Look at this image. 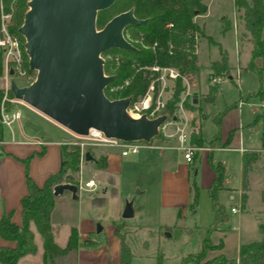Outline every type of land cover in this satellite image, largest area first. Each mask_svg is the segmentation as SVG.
Returning a JSON list of instances; mask_svg holds the SVG:
<instances>
[{"label": "rangeland", "instance_id": "374dc122", "mask_svg": "<svg viewBox=\"0 0 264 264\" xmlns=\"http://www.w3.org/2000/svg\"><path fill=\"white\" fill-rule=\"evenodd\" d=\"M204 4L206 6L204 15L194 16L192 21L198 27H201L203 35L207 38L195 35L193 37V47L191 48V52L194 55L197 54L200 64L205 61L204 66L201 72L198 69L195 76L182 77V79L180 77L183 91L180 93L178 101L180 99H182L181 102L188 101L192 98V93H195L194 96L197 97L196 104L199 111L206 115L199 121L200 136L204 140H208L215 131L212 122L215 115L218 117V136L220 137L221 133V139L224 140L227 131L232 129L227 144L229 146L216 150L213 148L210 158L212 162L220 161L223 166L222 177L226 185L236 186L239 181V152L235 142L239 139L242 147L258 145L261 122L259 120L253 122V119L255 115H264V107L260 106V102L264 101V98L250 94L257 86L256 77L252 73L240 74L239 72L238 79L234 80L235 70H240L237 66L236 55L239 57L240 53L247 52L248 47L244 41H240L241 25L236 18L237 13L232 7V0H205ZM118 11L119 7L116 3L109 10L107 9L106 13L97 16V19L102 21L115 15ZM95 29H98V27L96 26ZM123 35L124 40L133 47L148 48L150 50L154 47H152L154 43H145L138 33L131 36L128 31H125ZM217 48H221L227 54V70L222 74L215 73L209 66L211 62L217 60ZM99 56L102 63L103 61L112 62L113 66H115L114 64L118 58L117 54L112 52L101 53ZM243 58L244 55L238 58V65L243 64ZM158 73L162 75L161 71H158ZM26 74L27 77L24 80L14 79V85L22 87L31 82L34 78V72ZM162 77L161 80L153 79V81L157 83L158 87L155 95L157 94L159 101L164 104L169 99L172 80H169L167 76ZM212 77L218 79V82L212 85L215 87L212 100L205 102L200 99V95L205 94L208 86H211L208 82ZM185 91H187V94H184ZM177 103L171 115H174L177 121L184 118L188 126L190 113L182 107L180 110ZM9 104L11 105L10 109L12 104ZM13 108L20 111L22 131L25 135V137L18 138L25 140L26 138H31L30 140L36 138L47 142H61L66 139L65 142L70 143L77 140L69 131L65 130V133L52 122L31 111L27 105L15 102ZM168 119L169 116L166 120ZM28 122H32L36 128H28ZM10 128L15 132L14 123H11ZM7 133V128L2 127V139L6 137ZM160 137L163 139V136L160 135ZM33 141L35 142V140ZM159 141L160 139H152L147 144L155 145L159 144L157 143ZM47 145L44 154L45 165L48 162L50 163L51 155L54 158L56 155L52 144ZM96 148L114 152L117 150L107 145L96 146ZM199 148L194 150L192 160L190 159V162L194 161V163L192 169L188 168L186 184H184V175L181 182H174L175 184L172 186L168 181H164V174L169 175L166 174L167 172L176 177L182 170L177 165L182 161L181 155L177 151L170 149L161 151L141 146L137 153L119 156V166L117 170L109 174L105 184L100 186L97 181L95 182L92 177H89L94 180V188L91 190L85 188L76 190V199H71L66 190L55 195L49 212V226L53 242L62 245L71 226H74L80 232H84L89 227L92 230L91 234L85 235L79 240L85 239L87 247H94L104 240L107 227H114L118 224L117 230L122 235L123 242L128 245L131 254L128 264H181V259L186 256V252H194L199 237L212 219L210 201L206 194V187L212 179V172L207 163V151L198 152ZM50 151H52V154ZM158 151L162 154L161 160H157ZM33 152L30 150L23 156L7 154L11 155L10 157L15 163L20 165L22 177L25 171L29 177L32 175L33 178L39 180V165H34L31 162L34 157H37V155L31 154ZM26 157L27 160L23 162L22 159ZM247 176V204L245 207L243 205V209L240 208L237 199L228 201L225 196L221 198L225 202V205H222L218 201V194L216 193V201L223 206L226 220L218 224L214 230L227 231L224 235L225 245L222 250L226 257L233 256L236 238H239L240 242H247L255 240L259 236L256 228V212L264 207V202L261 201L260 209L257 208L259 202L258 187L261 188L264 183V155H261L255 161ZM33 178L31 177L32 180ZM191 180L195 185V197L192 205L189 206L193 196ZM166 192L168 194L164 197ZM239 194L240 190L238 188V196ZM126 200L130 201L133 214L129 218H121L120 212ZM230 203L236 209L234 213H229L227 210ZM179 213L180 215H177ZM125 222L153 227L160 223L174 224V226L171 228L169 236H160V232H158L159 237L156 239L152 236L148 237L146 229L143 228L138 233L135 227L125 226ZM95 224L101 227L98 232L94 231ZM183 226L186 228H183ZM229 227H231V230H228ZM29 228L32 233L35 252L22 256L18 259L17 264H39L40 262V236L31 222ZM212 231L209 235L215 239V231ZM140 234L141 237L144 235V238H147L144 247L135 243ZM184 263L192 264L191 260L188 259Z\"/></svg>", "mask_w": 264, "mask_h": 264}, {"label": "trees", "instance_id": "16d2710c", "mask_svg": "<svg viewBox=\"0 0 264 264\" xmlns=\"http://www.w3.org/2000/svg\"><path fill=\"white\" fill-rule=\"evenodd\" d=\"M27 0H14L12 12L9 19L8 31L15 35L20 41L22 51V67L26 73H32L27 69L26 57L22 50V38L16 33L17 27L21 24L22 14L26 10ZM205 0H114L107 8H111L118 3L120 13L127 9H132V16L138 20H144L143 25L126 26L122 30L128 31V34L134 36L140 34L143 41L147 44L154 43V47L142 49L134 47L133 51H120L111 49L104 51L117 54V62L113 66L112 62L102 63V72L106 76H112L113 79L103 89L102 93L108 99L129 96L130 101L139 98L149 83H152L151 103L157 91V83L153 81L156 73L148 68L157 66L159 68H171L176 71L177 76L172 82L170 96L167 99L160 113L166 116L175 117L172 110L176 107L183 86L180 77L195 76L199 67L196 64V57L191 48L193 47V37H206L203 35L201 27H198L193 21L194 16L203 15L206 11ZM10 0H0L2 10H7ZM232 7L236 11V18L241 25L240 41L247 44V60L240 68V74L250 72L256 77L257 86L251 95L264 98V0H232ZM107 9L96 12L94 26L101 28L103 24L112 16L99 21L97 16L107 12ZM115 14V15H116ZM225 28H227L225 26ZM207 38V37H206ZM189 49V50H188ZM210 69L215 73H224L227 70L226 55L217 48V60L209 64ZM1 71V60H0ZM126 81L125 85L122 83ZM121 86L120 89L109 92L110 87ZM215 92L214 86H208L205 94L200 99L210 102ZM8 96H11L8 93ZM1 97V93H0ZM11 105L5 103L8 109ZM181 107L189 111L188 119V141L196 147L203 144L207 147V163L212 172V179L206 187V194L210 201L212 210V219L204 229L198 240V246L194 253L186 255L181 259V264L185 260H191L192 264H264V207L256 212V228L259 236L255 240L239 243L236 248V254L233 258H225L221 253H217L204 259L207 251L219 248L221 240L211 242L209 233L216 229L217 225L226 220V213L223 206L216 201V193L222 189V166L220 162L211 161V150L216 147H225L232 133V129L227 131L224 140L220 141L218 136V117L212 118L215 126L214 133L208 140L200 136L199 121L206 115L199 111L196 102L192 98L188 101H182ZM261 122L259 143L255 148H247L239 155V190L238 203L243 208L248 189L247 174L251 166L264 155V115L254 116L253 122ZM2 139V125L0 124V141ZM152 139H161L156 134ZM144 142V141H143ZM42 150L31 154L39 155ZM194 153V151H193ZM193 153L191 157H193ZM30 154V156H31ZM79 150L77 144L62 142L58 144L59 165L56 171L45 177L41 185H36L31 177L24 171L23 181L25 193L19 197V217L18 224L14 223L10 216L12 210L0 211V238L9 240L12 245H0V264H15L18 257L33 253L35 245L32 240V233L29 228L31 222L40 236L41 264H75V252L78 247H87V241L78 239L76 229L71 226L68 229L65 242L60 246L53 242L50 226L49 212L53 205L54 196L51 194V188L54 184L63 182L64 175L69 174L72 177L71 182L75 183L78 171ZM29 157V156H28ZM27 157L22 159L23 162ZM98 168L104 167V159L99 156L92 159ZM193 189V196L189 206L192 205L195 197V185L190 182ZM259 200L264 202V183L258 191ZM114 225L113 232L118 239L117 264H128L130 258L129 247L123 242L122 235Z\"/></svg>", "mask_w": 264, "mask_h": 264}, {"label": "water", "instance_id": "95a60500", "mask_svg": "<svg viewBox=\"0 0 264 264\" xmlns=\"http://www.w3.org/2000/svg\"><path fill=\"white\" fill-rule=\"evenodd\" d=\"M114 0H27L16 33L22 38L23 53L34 78L26 86L9 82L12 98L21 102L76 136L93 128L105 137L122 141H149L166 114L152 118L125 112L129 96L108 99L102 89L112 76L102 73L99 55L107 50H135L122 37L126 26L143 25L132 9L110 17L95 29L96 12ZM10 74V71L8 72ZM173 118V117H171ZM83 160H91L87 151ZM51 188L53 196L66 190L76 199V187L69 174ZM130 201L123 203L120 217L131 216ZM100 226L95 224L94 231Z\"/></svg>", "mask_w": 264, "mask_h": 264}, {"label": "crops", "instance_id": "0c3cea01", "mask_svg": "<svg viewBox=\"0 0 264 264\" xmlns=\"http://www.w3.org/2000/svg\"><path fill=\"white\" fill-rule=\"evenodd\" d=\"M200 16H202V15H200ZM201 26L203 27L202 22H201ZM235 47L236 46H235V39H234V48ZM220 50L225 53L226 63H227L226 52L224 50H222L221 48H220ZM236 53L237 52H236V48H235V54ZM195 55H196V64L199 67V72H201L202 71L201 69L204 66L205 61L202 64H200L198 61V58H197V54H195ZM241 55H244V58L242 61L243 64L238 65V58ZM239 57L236 55L237 66H239V68H241V67H243V65L245 64V62L247 60V52L240 53ZM237 66H235V67H237ZM198 88H199V86H198ZM194 94L195 93L193 92L192 93V101L196 102L197 97H195ZM201 95H200V97H201ZM16 103L23 104L21 102H16ZM13 107H14V103L12 104V108ZM28 108L31 111H33L34 113H36L37 115H39L40 117L52 122L53 124L58 126L61 130H63L66 133L65 129H63L62 127H60L59 125H57L53 121L49 120L48 118H46L42 114L38 113L37 111L33 110L32 108H30V107H28ZM14 124H15V132L13 130H11V134L7 133L6 137L4 139H1V141H0V211L12 210V214L10 216V219L14 223L18 224L20 221L18 200H19V197L25 193V187H24L23 177H22V174L20 171V165L18 163H15V161L12 159V157H10L11 155H8L7 153H10L14 156H23V154H26L30 150L34 151V152L42 150L41 154L37 155V157H34L31 160L32 164H34V165L38 164L39 165L38 169H40V175H39L40 177L38 178L39 180H37L36 178H33L32 175H31V177L33 178L34 183L36 185H41L46 176H48L49 174H51L57 170L58 165H59L58 144L65 142L66 139L62 140L61 142L60 141L47 142V141H43V140L42 141L38 140L36 138H32L33 140H35V142H34L33 140H30L31 138H26V140L22 139V138H18V137H22V136L25 137L24 132L22 131V126H21V121H20V111H19L18 121L14 122ZM27 125L29 126L28 128H32V129L36 128L32 122H28ZM237 127L239 128L240 126L238 125ZM16 135H17V137H16ZM219 140L220 141L223 140V139H221V133H220ZM49 143H51L52 147L55 148V154L56 155H55V158L51 155L50 163L48 162V164L45 165V156H44L45 148L47 149L46 146H48L47 144H49ZM157 143H159V144L150 145L147 147L155 148V149H158L161 151L162 150H168V149L176 151L174 149V139L171 136L163 137V139L161 138L160 141ZM235 143H237L236 148L239 152V155H240V152L244 149L257 147V145L256 146L242 147L239 139H237V141ZM96 146H102V145H85V147L82 148V153L84 151H87L89 153V155L92 157V159L97 158L99 156L103 157L104 167L98 168L95 166L92 159L91 160H83V158H82L79 161V165H78V176L83 180L88 179L89 177H92L95 180V182L97 181V183L101 186L107 182V178H108L109 174L111 172L117 170V167L119 166V156H126L129 154L120 155L118 153V149L115 147H113V148L117 149L116 150L117 153L114 151H111V150L110 151L109 150H101V149L96 148ZM228 146L229 145H226L225 147H228ZM1 148H3V149H1ZM219 148H224V147H216L214 149L216 150ZM2 150H4V152H2ZM207 150L208 149L205 146H202L198 149V152H206ZM50 152L52 154V151H50ZM135 153H137V152H135ZM132 154H134V153H132ZM157 155H158L157 160H161L162 154L160 151H158ZM181 159H182V157H181ZM218 162H220V161H218ZM193 163H194V161L185 162L182 159L181 162L177 163V165L182 169V170H180V174L176 175V177H173L170 173L167 172L166 174H169V175L164 174V181H168L170 186H172L178 181L181 182V179L183 178V175H184V184H186V182H187V178H186L187 176L186 175L188 172V168L192 169ZM239 168H240V165L238 167V174H239ZM249 173H250V171L248 172V175H249ZM211 175H210V177H211ZM222 176H223V166H222ZM247 185H248V176H247ZM221 186H222V189H220L217 192V194H218V201H220L222 205L225 203L221 199L223 196H225V199L228 201H231L234 199L238 200L239 181H238V184L236 186H228L223 181V177H222ZM259 189H260V187H258V191H259ZM136 192L138 193L137 190H136ZM167 194H168V192H166L164 194V197ZM76 195H77V193H76ZM54 198H55V196H54ZM258 198H259V194H258ZM161 203H162V201H161ZM246 204H247V191H246V200L244 203V207ZM260 206H261V201L259 200L257 208L260 209ZM230 207H234V205L230 203V204H228V207H227V210L229 213H234V212L229 211ZM257 208H256V210H257ZM131 212H132V210H131ZM132 214H133V212H132ZM132 214H131V216H132ZM177 215H180V213ZM124 225L128 226V227H131V226L135 227L137 229L138 233H140V231L144 228V229H146V233L148 234V237L152 236V237H155L156 239L159 237L158 232H160V234H159L160 236H169V233L172 230L171 228L174 226V224L160 223V224H156V226L153 227V226H148V225L135 224V223H131V222H125ZM178 227H179V225H178ZM183 228H186V227L183 226ZM100 229H101V227H100ZM113 229H114L113 226L107 227L105 229V233H104V236H105L104 240L102 242L97 243L94 247H88V248L78 247L76 249V252H75V264H117L118 239L115 236ZM228 230H231V227H229ZM91 231L92 230L89 227L84 232H80V230H78V231L76 230L78 239L79 238L81 239L85 235L91 234ZM214 231L216 234V238L213 239L209 235V239L212 243L216 242L217 239H220L221 245L219 248H215V249H211V250L207 251L205 253L206 257L204 255V259L209 258V257H211L217 253H221L222 256L225 258L235 257L237 245L239 243H243V242H240L239 238H236L233 256L232 257H226L224 255V253L222 252V250L224 249V245H225V241H224L225 236L224 235L227 231H223V230L219 229V230H213L212 232H214ZM135 243L144 247L147 243V238L145 239L144 235H143V237H141V234H140L139 239ZM0 245H12V242L9 240H4V239L0 238ZM197 246H198V243L193 250L194 252L196 251ZM194 252H186L187 253L186 255H189V254L194 253ZM27 254H32V253H27ZM184 254H182V255H184ZM24 255H26V254H24ZM24 255H22V256H24ZM22 256L18 257V259L21 258ZM18 259L16 260L15 264H17ZM39 264H41V250H40V262H39Z\"/></svg>", "mask_w": 264, "mask_h": 264}, {"label": "built area", "instance_id": "2783aa9c", "mask_svg": "<svg viewBox=\"0 0 264 264\" xmlns=\"http://www.w3.org/2000/svg\"><path fill=\"white\" fill-rule=\"evenodd\" d=\"M14 0H10L7 10L4 12L0 5V60H1V71H0V124L2 127L7 128L8 133L11 134V123L17 122L19 118L18 109L6 108L5 103H15L18 102L8 96L9 93V82L14 81V79L24 80L27 77V74L22 67V51L20 48V41L18 38L11 34L8 31L9 19L12 12V4ZM154 44H152V47ZM151 47V48H152ZM23 50V48H22ZM100 57V56H99ZM149 70L157 73L155 80H161L162 76H167L169 80H173L178 77L176 71L170 68H159L157 66L149 67ZM10 71V74L8 72ZM161 71V74L158 73ZM163 71V72H162ZM239 76V71L235 70L234 80H237ZM182 79V77H181ZM218 82V79L212 77L209 79V85H214ZM126 81L122 83L125 85ZM121 86L110 87L109 92L116 91L120 89ZM152 83H149L146 87L144 93L137 99L132 101L129 100L125 108V112L131 117H138L140 114H144L145 117L152 118L156 115L163 114L160 113V109L163 106V103L159 101L158 95L156 94L153 102L151 103V93H152ZM184 94H187L185 91ZM183 98V97H182ZM181 100L177 103L178 108L181 110ZM260 106L264 107V101L260 102ZM167 118V116H166ZM167 126H169L167 128ZM157 134H160L163 137H173L174 139V149L181 155L182 159L185 162H189L191 155L195 149L198 147L189 143L188 141V127L187 121L183 118L182 120H175L174 118H169L168 120L162 121L157 126ZM77 140L72 141L71 143L77 144L79 155L78 160L82 159V148L85 145H107L115 147L118 149L120 155L132 154L137 152L141 146H150L149 144L137 140V141H122L112 137H105L102 133L96 129L88 128L86 134L83 136L73 135ZM76 190L85 188L91 190L94 188L95 183L91 178L81 179L78 176V171L75 181ZM234 207H230V212H235Z\"/></svg>", "mask_w": 264, "mask_h": 264}]
</instances>
